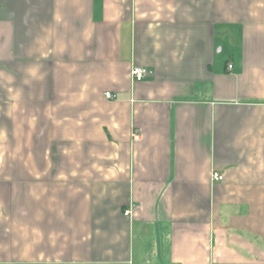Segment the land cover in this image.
I'll list each match as a JSON object with an SVG mask.
<instances>
[{
  "label": "crops",
  "instance_id": "1",
  "mask_svg": "<svg viewBox=\"0 0 264 264\" xmlns=\"http://www.w3.org/2000/svg\"><path fill=\"white\" fill-rule=\"evenodd\" d=\"M0 264H264V0H0Z\"/></svg>",
  "mask_w": 264,
  "mask_h": 264
},
{
  "label": "built area",
  "instance_id": "2",
  "mask_svg": "<svg viewBox=\"0 0 264 264\" xmlns=\"http://www.w3.org/2000/svg\"><path fill=\"white\" fill-rule=\"evenodd\" d=\"M228 69H231V65L229 64ZM152 75V71L145 68V67H139V66H133L130 70V77L132 78L133 81L139 82L144 80L145 78L149 77ZM105 98L107 99H112L114 96H112L110 93H105L104 94ZM132 141L137 142L138 141V135L136 133H132L131 135ZM212 179L214 182H220L222 180V176L216 172L213 173ZM134 211V206L129 205L124 211L123 215L124 216H131Z\"/></svg>",
  "mask_w": 264,
  "mask_h": 264
}]
</instances>
